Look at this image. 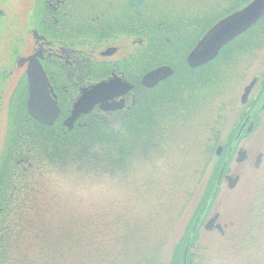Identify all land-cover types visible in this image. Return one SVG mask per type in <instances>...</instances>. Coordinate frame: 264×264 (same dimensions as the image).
Returning <instances> with one entry per match:
<instances>
[{
    "label": "flooded vegetation",
    "instance_id": "flooded-vegetation-1",
    "mask_svg": "<svg viewBox=\"0 0 264 264\" xmlns=\"http://www.w3.org/2000/svg\"><path fill=\"white\" fill-rule=\"evenodd\" d=\"M250 1L0 0V43L4 41L9 58V63H4L6 73L0 67V90L11 87L10 83L23 84L27 111L24 121L21 116L15 119L20 122L12 148L10 144L14 165L28 162L25 172L33 167L30 156L40 132L47 145L59 144L61 151L99 149L95 144L81 147L75 137L79 134L95 140L99 135L125 137L133 130L139 134L137 150L144 155L148 146L145 131L155 136L160 148L169 146L170 141L182 147L180 142L185 146L189 139L192 148L200 152L217 147L214 153L223 157L216 182L210 185L209 179L206 181L201 207L191 210L190 223L175 245L184 248L175 264H192L188 260L192 249L205 246L208 233L223 237L228 230L227 224L219 223L221 214L216 211L212 215L211 211L218 200L216 193L225 186L231 191L240 183L234 162L239 165L250 160L256 170L263 164L264 153L251 158L253 153L245 148V141L252 145L259 130L264 131V58L257 65L256 50L241 58L245 52L236 54L238 50L233 48L254 37V27L204 64L192 66L188 57L208 30ZM223 3L229 9L225 10ZM258 68H263L260 75ZM41 69L47 78L45 121L28 111L30 74L36 77ZM158 69L164 73L155 84L147 85L146 76ZM231 72H239V82L225 94V74ZM86 94H90L89 103L74 113ZM6 101L3 90L0 102ZM214 111L220 125L224 126L226 119H236L228 124L227 141L217 146L206 142L207 132L214 131L208 122ZM178 120L183 123H176ZM242 157L245 159L239 161ZM262 228L255 226L253 241L262 236Z\"/></svg>",
    "mask_w": 264,
    "mask_h": 264
},
{
    "label": "rangeland",
    "instance_id": "rangeland-1",
    "mask_svg": "<svg viewBox=\"0 0 264 264\" xmlns=\"http://www.w3.org/2000/svg\"><path fill=\"white\" fill-rule=\"evenodd\" d=\"M226 4L222 5L225 10L229 9ZM254 32V37L233 48L236 54L245 52L241 58L256 50L257 65H261L264 23L254 27ZM5 47L1 41L4 72L9 63ZM263 68L257 69V75ZM230 74H225V94L239 82V72ZM10 85L0 90V94L5 90L7 100L0 102V238L7 239L0 264H175L184 251L175 245L190 223L191 210L201 207L206 181L216 182L223 157L214 153L217 147L200 152L189 139L185 146L180 142L182 147L170 141L160 148L155 136L145 131L144 155L137 150L139 134L133 130L125 137L99 135L95 140L79 134L75 137L81 147L99 146L97 151L82 153L47 145L40 132L34 146L39 149L33 147L30 156L33 167L25 172L29 163L15 166L10 149L18 133L17 117L24 121L27 114L24 85ZM211 117L208 122L214 131L207 132L206 142L223 143L230 134L228 124L236 119H226L223 126L215 111ZM263 133L259 130L252 145L245 141L251 158L264 153ZM102 152L108 159H97ZM234 165L240 183L231 191L225 186L216 193L218 200L211 211L221 214L219 223L227 224L228 230L223 237L208 233L206 245L192 249L188 259L192 264H264V225H257L264 223V161L259 170L250 160ZM255 226L263 227L258 241L252 239Z\"/></svg>",
    "mask_w": 264,
    "mask_h": 264
},
{
    "label": "water",
    "instance_id": "water-1",
    "mask_svg": "<svg viewBox=\"0 0 264 264\" xmlns=\"http://www.w3.org/2000/svg\"><path fill=\"white\" fill-rule=\"evenodd\" d=\"M137 1L139 2L141 0ZM263 18L264 0H252L243 8L221 19L206 32V34L194 47L188 57L189 64L192 66H199L212 60L217 56L222 47L261 21ZM163 73V69L152 71L145 78L146 84H149V86L155 84L158 80V76ZM45 79L47 81L42 69L39 70V75H36V77L30 74L31 97L29 99L28 111L32 116L40 121H45L43 111L45 106V97L48 95L46 90L47 85L44 83ZM89 97L90 94H86L84 96L74 113H79L80 108L89 103V101H87ZM244 159L245 157H242L239 161H243ZM236 180L231 187L235 185ZM215 220L216 218L212 219L207 226L209 227L210 224L215 222Z\"/></svg>",
    "mask_w": 264,
    "mask_h": 264
},
{
    "label": "trees",
    "instance_id": "trees-1",
    "mask_svg": "<svg viewBox=\"0 0 264 264\" xmlns=\"http://www.w3.org/2000/svg\"><path fill=\"white\" fill-rule=\"evenodd\" d=\"M261 23H264V18L262 21H260L257 25H255L254 27H257L258 25H260ZM82 153L83 152H86L87 150H83L81 149ZM101 156H98L97 159L98 160H105V159H108V156H106V153L102 152L100 153ZM105 154V155H104ZM0 182H1V179H0ZM0 203H1V198H0ZM6 242H7V239H5V237L2 236V238H0V256L1 254L3 253L4 249H5V246H6Z\"/></svg>",
    "mask_w": 264,
    "mask_h": 264
}]
</instances>
